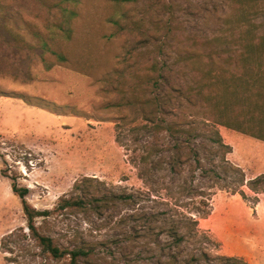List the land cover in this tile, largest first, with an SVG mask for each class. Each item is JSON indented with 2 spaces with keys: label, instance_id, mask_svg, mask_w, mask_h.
Segmentation results:
<instances>
[{
  "label": "rangeland",
  "instance_id": "rangeland-1",
  "mask_svg": "<svg viewBox=\"0 0 264 264\" xmlns=\"http://www.w3.org/2000/svg\"><path fill=\"white\" fill-rule=\"evenodd\" d=\"M221 1L0 0V264H67L41 254L26 237L13 186L25 189V202L38 211L51 210L82 177L134 196L142 191L128 154L114 140L117 119L132 112L119 106L126 100L120 91L128 90L130 70L157 61L171 68L170 84L190 82L198 65L176 55L202 56L215 48L207 38L227 28ZM230 6L235 20L238 4ZM257 20L254 27H264L263 12ZM217 130L230 147L228 162L246 180L264 174V142ZM256 186L253 192L241 187L243 198L223 190L211 197L208 215L198 220L211 257L264 264V182ZM133 208L36 225L57 242L70 233L100 242L84 264H155L158 256L141 254L144 241H129L132 224L119 219Z\"/></svg>",
  "mask_w": 264,
  "mask_h": 264
},
{
  "label": "trees",
  "instance_id": "trees-1",
  "mask_svg": "<svg viewBox=\"0 0 264 264\" xmlns=\"http://www.w3.org/2000/svg\"><path fill=\"white\" fill-rule=\"evenodd\" d=\"M112 2L121 5L128 0ZM250 2L221 1L227 28L207 38L215 48L203 57L196 51L176 55L186 65L199 66L192 68L190 82L170 84L171 68L158 61L146 69L130 70L128 90L120 91L126 100L119 106L132 112L117 119L114 140L128 154L142 184L137 196L82 177L51 210L38 211L25 202V189L12 187L20 199L26 237L41 254L67 264H84L102 244L74 233L57 242L40 232L37 220L45 226L50 218L74 213L100 217L126 205L136 207L119 218L132 224L128 240H143L140 253L158 256L155 264H245L233 257H211L210 240L199 230L198 220L208 215L216 191L243 198L241 187L253 192L264 182V174L246 180L228 162L230 147L217 130L224 127L264 142V27H254L264 13V0ZM230 4H238L235 20ZM250 23L252 28L247 26ZM148 202L154 205L147 206Z\"/></svg>",
  "mask_w": 264,
  "mask_h": 264
}]
</instances>
